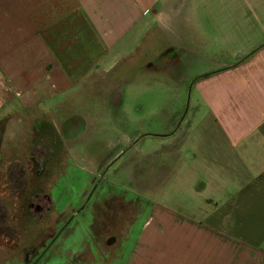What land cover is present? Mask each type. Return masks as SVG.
Listing matches in <instances>:
<instances>
[{"label":"crops","instance_id":"crops-1","mask_svg":"<svg viewBox=\"0 0 264 264\" xmlns=\"http://www.w3.org/2000/svg\"><path fill=\"white\" fill-rule=\"evenodd\" d=\"M162 37L166 50L158 61L164 71L184 63L175 54L168 57L171 51L185 54L190 65L198 49L217 52L210 56L212 66L194 67L173 91L165 89L174 99L155 108L160 121L174 125L190 82V93L197 96L193 111L200 107L204 115L189 122L184 134L180 129L149 134L159 150L137 168L145 171L149 162L146 167L156 176L150 181L144 172L138 187L171 189L170 212L160 216L170 221V229L165 235L156 226L145 234L153 223L148 218L126 264H264V0H0V175L5 177L0 207L16 194L8 172L13 175L12 164L22 163L24 175L30 171L41 178L38 187L49 177L43 192L58 216L56 224L80 215L71 206L66 215L55 208L50 194L55 170L61 159L92 150V142L79 146L81 132L95 127L89 113L122 103L110 78L115 65L126 57L139 64L137 50L156 47ZM128 71L121 65L122 78ZM131 142L125 139V146ZM182 188L184 201L177 196ZM98 196L80 215L91 219L90 243L83 249L92 257L87 264H95L97 256L117 261L115 250L122 248L115 244L117 234L106 232L107 249H99L103 234L96 238L92 232L96 210L115 196L106 191ZM126 217L120 238L134 219ZM5 222L0 218L1 225ZM0 234L6 237L2 228ZM145 238L153 248L166 241L167 248L159 254Z\"/></svg>","mask_w":264,"mask_h":264},{"label":"rangeland","instance_id":"rangeland-1","mask_svg":"<svg viewBox=\"0 0 264 264\" xmlns=\"http://www.w3.org/2000/svg\"><path fill=\"white\" fill-rule=\"evenodd\" d=\"M151 36L150 33L149 37ZM164 39L166 38H160L156 47L145 48L143 46L137 50V55L142 57L139 64L133 63L132 59L130 61L126 57L124 64L129 71L125 77L122 78L120 74L121 65L124 64L119 61L115 65L110 78L113 83L118 84L119 91L123 95L122 103L117 109L107 110L97 107L89 113L94 118L95 127L87 129L85 133L81 132L82 142L79 146L83 147L86 142H92V150H84L72 160L61 159L62 163L55 170L58 172V177L50 186L55 208L62 210L65 215L71 206L75 210H80V215L84 216L89 212V206L95 202L96 198L99 199L98 195L105 191L115 196V199H111L96 210L92 225L93 234H103L99 240L101 252L107 249V242L104 240L105 233L117 234L119 239L121 231L126 228L122 217L127 218L126 215H129L134 218L126 231L127 236L120 238V241L117 239L116 243L113 240L116 245L121 243L120 247H122L115 250L119 253L115 255L117 261H109V255L107 257L97 256L95 264L104 262L126 264L131 249L136 244V238L141 233V227L148 218L153 219V223L147 228L145 234L156 226L165 235L170 229V221H160V216L164 211L170 212L168 198L171 189L169 187H138L144 172H147V178L152 181L154 169L146 167L149 162L146 163L145 171L138 170L137 166L142 164L143 159L148 155L159 150V148H154L153 139L149 134L168 133L171 135L176 129L182 130L184 134L189 122L198 121L204 115L200 107L193 111V103H197V96L195 93H190V82L183 89L181 109L179 113H176L178 118L174 125L168 121L171 126L167 127L164 122L160 121L158 117L162 113L157 112L155 108L174 99L175 96L166 92L165 89L173 91L172 87L176 84L178 87L181 80L188 73L190 74L194 67L209 68L212 66L210 56L216 53L217 49L209 52H201L198 49V52H195L197 58L193 60L192 65L184 61L186 60L185 54H180L176 50V52L171 51L167 54L168 57L175 54L184 63L176 71L170 72L169 69L164 71L158 61L166 50ZM149 62L152 63V67H147ZM126 80L128 83H125ZM97 98L101 96L97 94ZM125 108H129V112L124 113ZM163 114L169 116L174 113L171 111ZM125 115L128 116L129 122L122 125L121 120ZM1 125L0 131L2 130ZM23 125L24 122L21 123L20 129L25 131ZM23 137L24 133L22 139ZM127 138L132 141L130 147L125 146L124 141ZM25 146L24 144L23 148ZM117 150L119 153L113 159H107L110 155H115ZM163 152L164 150L161 153ZM4 162L6 161L2 160L1 163ZM19 164L22 165V163ZM38 179L41 178L31 175L30 171L27 175L17 176L16 185H12L17 190L16 194L7 197L4 207H0V218L6 221L0 224V229L2 228L6 234V237H0V264H87L88 260L92 261L91 256H85L87 249L83 251L85 245L90 243L88 234L90 217L82 219L79 215L67 224L65 223L69 219L62 225L56 224L58 216L53 213L43 192V187L45 185L47 187L50 183L49 177L42 179L40 183L42 187L35 184L39 183ZM4 185L5 177L0 175V187ZM177 192L179 200L187 199L184 188L178 189ZM175 204L173 202L171 206L175 208ZM84 205L86 207H83ZM109 205L113 208H109ZM110 218H115L113 224H109ZM6 227L10 230L5 229ZM59 230L62 231L58 234L60 236L55 237ZM165 242L160 241L157 247L153 248L154 245L148 239H144V243L151 249L157 250L159 254L162 253L159 249L167 248ZM159 244L160 248H158Z\"/></svg>","mask_w":264,"mask_h":264},{"label":"trees","instance_id":"trees-1","mask_svg":"<svg viewBox=\"0 0 264 264\" xmlns=\"http://www.w3.org/2000/svg\"><path fill=\"white\" fill-rule=\"evenodd\" d=\"M264 46V44L261 46V47H263ZM260 47V48H261ZM253 54V53H252ZM250 55H248V57H249ZM248 57H246L245 59H247ZM13 166L11 167V168H13V169H16V171H15V173L13 174V175H11V172H12V170H10L9 172H8V176H9V178H10V180H12L13 182H14V184L16 185V179H17V176L18 177H21L22 175H24L23 174V167H22V165H20L19 163H16V164H12Z\"/></svg>","mask_w":264,"mask_h":264},{"label":"water","instance_id":"water-1","mask_svg":"<svg viewBox=\"0 0 264 264\" xmlns=\"http://www.w3.org/2000/svg\"><path fill=\"white\" fill-rule=\"evenodd\" d=\"M49 245H50V244H49ZM49 245H48V247H49ZM48 247H47V248H48ZM40 257H41V256H40Z\"/></svg>","mask_w":264,"mask_h":264}]
</instances>
